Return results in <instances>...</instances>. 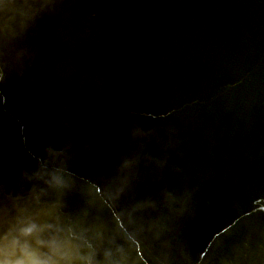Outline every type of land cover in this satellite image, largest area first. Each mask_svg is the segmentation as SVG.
I'll return each instance as SVG.
<instances>
[{
	"label": "water",
	"instance_id": "water-1",
	"mask_svg": "<svg viewBox=\"0 0 264 264\" xmlns=\"http://www.w3.org/2000/svg\"><path fill=\"white\" fill-rule=\"evenodd\" d=\"M10 2L27 8L0 13V234L264 264V0Z\"/></svg>",
	"mask_w": 264,
	"mask_h": 264
},
{
	"label": "clouds",
	"instance_id": "clouds-1",
	"mask_svg": "<svg viewBox=\"0 0 264 264\" xmlns=\"http://www.w3.org/2000/svg\"><path fill=\"white\" fill-rule=\"evenodd\" d=\"M26 5L0 0V13L26 11ZM52 183L61 185L62 178L54 176ZM52 228V226H47ZM34 224L23 225L15 234H0V264H122L114 259L111 250L98 258L97 250L87 235L88 230L55 227L47 236Z\"/></svg>",
	"mask_w": 264,
	"mask_h": 264
}]
</instances>
